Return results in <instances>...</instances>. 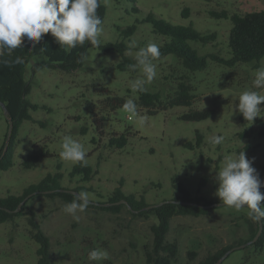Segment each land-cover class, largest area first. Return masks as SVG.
<instances>
[{"label": "rangeland", "instance_id": "rangeland-1", "mask_svg": "<svg viewBox=\"0 0 264 264\" xmlns=\"http://www.w3.org/2000/svg\"><path fill=\"white\" fill-rule=\"evenodd\" d=\"M104 3L107 12L101 25L100 43L120 40L122 29L154 13L173 24H192L202 32H216V39L206 45L194 41L189 44L201 54L216 53L224 58L230 57L228 37L232 22L217 18L212 12L225 10L233 14L264 9V0H104ZM133 7L140 11H132ZM185 9L188 14H183ZM130 39L129 46L133 42L134 46L128 55L133 58L139 48L158 43L151 24L144 22L138 24ZM44 60V55L35 56L27 67L26 78L32 84L28 98L40 106L31 110V114L38 122H23L14 164L7 171L0 170V197L9 192L22 193L47 173L56 172L59 162L64 174L62 185L70 189L78 185L91 188L84 192L93 203L107 201L122 180L125 192L145 195L150 204L172 200L179 194L173 178L193 195L204 182L199 194L218 204L208 215H179L171 220L168 238L180 243L173 264H196L208 253L229 244L241 246L249 242L259 222L249 218L247 208L236 210L223 204L215 194L219 186L215 176L225 157H235L243 150L253 161L261 180L264 179V116L254 122L246 121L238 110V96L242 92L254 90L264 95V88L256 89L252 83L255 71L264 66V58L234 67L210 61L207 69L192 72L174 55L158 57L153 61L157 75L145 84V90L167 97L186 77L193 84L197 99L191 106H175L156 114L137 103L139 93L131 88L135 80L145 79L143 74L139 69L135 73L118 69L122 57L116 52L89 47L83 65L74 71L45 67L32 73L33 66ZM108 96L132 99L137 108L135 114L123 107L108 109L105 106ZM260 107L264 115V103ZM206 108H212L214 114L205 120L180 118L190 110ZM197 130L204 135L203 143L194 149L186 147L187 142H196ZM126 131L130 134L127 145L111 147L110 137ZM7 132L8 121L0 105V148L6 142ZM213 135H223V143H209ZM65 137L81 143L87 162L98 169L91 181L83 182L79 175L70 176L76 163L59 155ZM42 146L56 155L41 158L36 167L25 169L22 165L25 155ZM260 191L264 194V188ZM66 204L69 203L46 197L28 203L35 212V220L50 238L56 263L145 264L146 245L152 241L150 226L156 221L154 215L136 219L126 209L114 214L89 208L78 210L74 217L64 211ZM29 216L30 213L13 222L0 223V264H38V244L31 237ZM93 249L105 251L108 258L90 261L88 256ZM189 252H195L196 256L192 258ZM219 264H264V248L257 249L252 244L237 248Z\"/></svg>", "mask_w": 264, "mask_h": 264}, {"label": "trees", "instance_id": "trees-1", "mask_svg": "<svg viewBox=\"0 0 264 264\" xmlns=\"http://www.w3.org/2000/svg\"><path fill=\"white\" fill-rule=\"evenodd\" d=\"M132 11L139 12L140 9L133 7ZM106 12L107 6L104 0H100V7L97 9V13L102 21ZM185 13L188 14L187 9L183 12V14ZM212 15L217 18L230 19L232 22L228 37L229 58H224L216 53L201 54L198 49L189 44V41H194L206 45L216 39V32L205 33L195 28L192 24L188 26L173 24L154 13H148L141 21L137 20L136 23L122 29L120 40L100 43V46L96 48L106 53L116 52L120 54L122 60L117 65L118 69L135 73L137 70H131L128 66L136 63V61L133 57L125 55V53L130 50L128 42L131 41L130 38L137 31L138 24L144 22L151 24L152 31L158 39L156 45L159 48V57L174 55L185 68L192 72L207 69L210 61L234 67L238 63L259 62L264 58V9L233 14L223 10L222 12H212ZM184 17L186 16L184 15ZM89 47H92L90 43L85 42L83 46L78 45L73 49H62L49 33L44 35L35 48L25 40L23 46L15 49L11 54L5 53L3 57H0V101L4 102L9 108L14 120V132L8 150L0 160V170L7 171L14 164L15 148L23 122L26 120L38 122L31 114V110H36L40 106L28 98L32 90V84L26 78V71L31 59L39 55H44L46 58L42 63L33 66L32 73H37L45 67L70 72L83 65L85 54ZM16 57H21L23 63H15ZM3 61H8V63ZM138 93L137 103L149 109L152 114L175 106H191L197 99L195 88L186 77L177 83V88L168 94L167 97H164L160 92L147 90L138 91ZM125 101L126 99L121 96H108L105 99V106L110 110H117L123 107ZM213 114L214 110L212 108H206L190 110L183 113L180 118L187 121H200L211 117ZM99 121V128H101L103 118ZM114 135L116 136L109 139L111 147L123 148L127 145L130 136L128 131ZM203 139V133L197 130L196 142L189 141L185 146L191 149H194L195 146L200 147ZM4 145L5 143L0 148V156ZM55 155L45 146L34 147L25 155L22 165L25 169H31L38 165L41 158L54 157ZM61 168L62 163L59 162L56 172L47 173L40 181L25 187L22 193L9 192L7 195L0 197V223L13 222L16 218L30 213L28 221L31 226V237L38 244L36 250L38 264L58 263L53 259L49 236L43 231L40 223L35 220V212L28 206L30 200L46 197L51 200L59 199L65 203H71L75 199V193L68 190L76 191V193L91 190L85 185H78L74 189L64 187L62 185L64 174L61 172ZM97 173L98 169H94L88 162L87 166H83L82 163H76L70 172V176L79 175L83 182H89ZM203 180L206 181L205 178ZM203 185L204 182H201L198 193L193 195L183 183L173 178V186L179 194L172 200H165L157 206L147 208L151 204L147 202L145 195L125 192L122 188V180L120 185L110 193L107 201L93 203L89 200L90 203L86 209H99L110 211L114 214H119L123 209H126L136 219H148L151 215H154L156 221L150 226L152 241L146 245L145 264H173L179 254L180 243L177 239L170 240L168 238L171 230V220L179 215L193 217L208 215L212 208L209 205L216 203L199 194ZM261 188H264V186ZM23 200H25V203L20 207ZM122 200L126 202H121ZM258 230L259 227L255 228L250 240ZM235 245V243L229 244L216 252L208 253L196 264H215ZM252 245L257 249L264 248V229L259 239ZM189 255L193 258L196 253L189 252Z\"/></svg>", "mask_w": 264, "mask_h": 264}, {"label": "clouds", "instance_id": "clouds-1", "mask_svg": "<svg viewBox=\"0 0 264 264\" xmlns=\"http://www.w3.org/2000/svg\"><path fill=\"white\" fill-rule=\"evenodd\" d=\"M99 7L100 0H0V57L23 46L25 40L35 48L44 35L49 33L62 49L83 46L85 42H89L92 47H99L102 32V19L97 13ZM131 46H134V42ZM159 56V48L154 43H149L136 52V63L128 67L131 70L139 69L145 79H137L131 84L134 92H143L145 84L156 77V65L153 61ZM15 63H23V59L16 57ZM252 83L256 89L264 88V66L255 71ZM238 100V110L246 121L254 122L257 117L264 116L261 115L260 107L264 103V95L246 90L238 96ZM123 108L132 114L137 110L132 99L126 100ZM224 139L223 135H213L209 138V143L221 145ZM59 155L63 160L87 166L82 144L71 137L64 138ZM215 179L219 184L215 194L224 205L236 210L247 208L250 219L255 222L264 221V204L261 203L264 201V194L260 191L264 181L243 150L235 157L224 158ZM74 196L75 199L65 205L64 211L75 217L76 212L84 211L90 201L86 192L75 193ZM107 258L105 251L97 249L90 251L88 256L90 261Z\"/></svg>", "mask_w": 264, "mask_h": 264}, {"label": "water", "instance_id": "water-1", "mask_svg": "<svg viewBox=\"0 0 264 264\" xmlns=\"http://www.w3.org/2000/svg\"><path fill=\"white\" fill-rule=\"evenodd\" d=\"M0 105L2 106V108L4 110L5 117H6L7 121H8V132H7L6 142H5V145L3 147L2 154L0 156V160H1V158L3 157V155L8 150V147H9L10 142H11V139H12V135H13V132H14V120H13V118L11 116V112H10L9 108L5 105V103L2 102V101H0ZM68 191H71V192L76 193V191H73V190H68ZM25 200H23L21 202L20 207L25 203ZM121 202H126V201L125 200H122ZM185 203H190V202H185ZM106 204H109V203H106ZM217 204L218 203H213V204H211L209 206L210 207H214ZM157 205L158 204H151V205L147 206V208H151V207H154V206H157ZM263 229H264V221H259V230L255 234V236L251 240H249V242H247V243H245V244H243L241 246H235L232 249L228 250L215 264H219L224 258H226L230 254V252L234 251L235 249L241 248V247H246L249 244L255 243L259 239V237H260Z\"/></svg>", "mask_w": 264, "mask_h": 264}]
</instances>
